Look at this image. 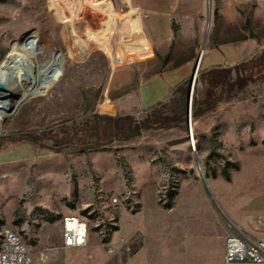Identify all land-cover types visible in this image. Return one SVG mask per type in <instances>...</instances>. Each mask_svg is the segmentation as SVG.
I'll return each instance as SVG.
<instances>
[{"label":"rangeland","instance_id":"374dc122","mask_svg":"<svg viewBox=\"0 0 264 264\" xmlns=\"http://www.w3.org/2000/svg\"><path fill=\"white\" fill-rule=\"evenodd\" d=\"M112 3L116 30L104 39L83 6L67 20L55 0H0V26L14 27L0 33V60L33 35L41 68L0 120V239L14 227L50 264H218L213 244L230 225L264 235V3L186 0L176 15L170 2L160 40L143 11L151 53L127 58L117 55L129 2ZM20 56L34 65L33 53ZM225 68L217 82L205 74ZM157 74L171 76L166 96L139 107L141 84ZM126 113L160 119L107 143L103 116ZM71 214L86 219L87 242L64 253L58 220Z\"/></svg>","mask_w":264,"mask_h":264},{"label":"crops","instance_id":"0c3cea01","mask_svg":"<svg viewBox=\"0 0 264 264\" xmlns=\"http://www.w3.org/2000/svg\"><path fill=\"white\" fill-rule=\"evenodd\" d=\"M58 4L61 15L67 19L72 20L75 16V9H79L84 5V17L87 21L91 22L94 32L104 39H108L110 35L116 30L114 18L111 15L112 8L110 1H92V0H55ZM186 0H128L129 9L125 11L121 17L120 22L122 28H120L121 39L123 40L121 48L122 53L117 56L127 58L131 55L137 57H144L151 53L149 48V40L143 35L141 15L143 11L146 12V32L151 39L160 40L165 38L170 33L169 26V11L170 2L174 7L173 11H176V15H183L186 12L188 5ZM190 1V0H187ZM264 3V0H261ZM69 12V14L67 13ZM109 20V26L107 22ZM124 37H131L125 39ZM134 37V38H133ZM128 50V51H127ZM129 53V54H128ZM211 53L206 58V63L212 61ZM122 63V62H121ZM126 72L123 70H117L114 74L115 79H120ZM170 75H156L150 78H145L141 86L138 95L139 107H145L153 104L156 101L163 99L170 86ZM169 243H167L168 245ZM203 245V244H202ZM205 247V246H204ZM213 249L216 253L219 263L223 264V252L224 241L221 243L218 239L213 244Z\"/></svg>","mask_w":264,"mask_h":264},{"label":"built area","instance_id":"2783aa9c","mask_svg":"<svg viewBox=\"0 0 264 264\" xmlns=\"http://www.w3.org/2000/svg\"><path fill=\"white\" fill-rule=\"evenodd\" d=\"M109 1L112 3V0ZM84 5L86 3L83 1ZM79 11L75 9V14ZM58 223L61 235L58 249L66 253L67 250L86 245L89 228L84 217L78 214L64 215ZM230 227V232L224 238L223 264H264V235H256L240 227ZM0 241H4V248H0V264H50L48 252L43 249L30 250L14 227L4 228ZM59 264L79 263L63 257Z\"/></svg>","mask_w":264,"mask_h":264},{"label":"bare ground","instance_id":"6f19581e","mask_svg":"<svg viewBox=\"0 0 264 264\" xmlns=\"http://www.w3.org/2000/svg\"><path fill=\"white\" fill-rule=\"evenodd\" d=\"M209 3L208 0V6ZM13 28L10 23H7L0 26V33L7 36ZM32 37L33 35L26 39H16L14 53H7L0 60V120L14 107L11 105V100L15 98L17 104L27 99L40 80L41 68L36 53V41ZM23 52L34 54L33 66L20 56ZM0 248H4V241H0Z\"/></svg>","mask_w":264,"mask_h":264},{"label":"trees","instance_id":"16d2710c","mask_svg":"<svg viewBox=\"0 0 264 264\" xmlns=\"http://www.w3.org/2000/svg\"><path fill=\"white\" fill-rule=\"evenodd\" d=\"M258 63L263 65L264 67V49L262 50L260 56L257 58ZM241 67L244 66V64L240 65ZM240 66L235 67L239 68ZM229 69H216V70H207L205 74H214L213 77H211V83L217 82L218 80L223 79L226 74L229 75ZM227 75V76H228ZM203 81L205 80L204 75L202 76ZM188 93V87L183 92L184 95ZM184 113L186 112V108L184 107L182 109ZM108 121V133L106 134L108 136L106 142L108 143L112 139H129L137 134L143 129L146 128L152 124H157L159 117H153L148 118L145 117L141 120L135 118L132 114L126 113V114H120L115 116H103ZM160 119V118H159Z\"/></svg>","mask_w":264,"mask_h":264},{"label":"water","instance_id":"95a60500","mask_svg":"<svg viewBox=\"0 0 264 264\" xmlns=\"http://www.w3.org/2000/svg\"><path fill=\"white\" fill-rule=\"evenodd\" d=\"M209 2H210V0H209ZM200 59V58H199ZM199 59H198V61H197V64H196V66H195V69H194V71H193V74H192V81H191V83H190V85H189V88H188V93H189V102L191 101V91H192V89H193V81H194V79H195V75H196V72H197V68H198V65H199Z\"/></svg>","mask_w":264,"mask_h":264}]
</instances>
